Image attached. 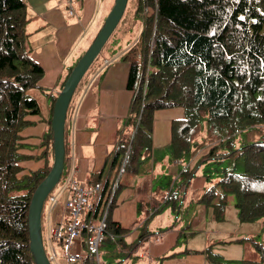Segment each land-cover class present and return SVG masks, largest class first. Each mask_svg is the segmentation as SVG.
Instances as JSON below:
<instances>
[{
    "label": "trees",
    "instance_id": "trees-1",
    "mask_svg": "<svg viewBox=\"0 0 264 264\" xmlns=\"http://www.w3.org/2000/svg\"><path fill=\"white\" fill-rule=\"evenodd\" d=\"M128 16L132 17L128 28L137 18L142 24L138 39L121 57L129 64L126 88L132 97L116 145L107 155L109 168L89 173L84 181L87 187L101 186L92 212L95 218L98 214L101 218L105 209L106 214L98 260L88 247L91 232L82 229L80 264H108L101 255L107 256L114 246L118 252L112 253L113 259L122 257L121 250L125 252L124 237L131 230L115 222L112 211L124 188L120 182L123 174H140L152 156L154 112L160 109H184V117L171 123L170 161L197 160L193 166H178L167 185L162 180L152 184L150 202L138 204L142 221L138 237L127 246L148 240L152 233L147 221L170 204L176 210L179 202L184 233L199 205L211 210L214 221H225L230 195L240 222L261 219L264 225V0H128L120 21ZM28 20L23 0H0V264H37L30 247L29 204L54 157L50 123L42 144L49 146L51 161L20 174V162L29 157L19 151L23 147L20 132L32 124L28 115L40 113L37 99L28 91L38 87L44 75L28 46ZM72 101L73 96L65 120L59 183L71 171L67 130ZM205 148L208 150L200 156ZM240 161L243 169L238 171ZM196 168H202L206 185L194 193L188 189L199 173ZM176 215L179 220L180 210ZM198 215L201 218L202 213ZM198 230H189L188 236ZM221 233L226 234V229ZM216 243L209 241L202 250L185 249L161 257L204 253L210 264H264L262 243L256 244L259 259L241 257L237 261H228L226 253L215 251Z\"/></svg>",
    "mask_w": 264,
    "mask_h": 264
},
{
    "label": "crops",
    "instance_id": "crops-1",
    "mask_svg": "<svg viewBox=\"0 0 264 264\" xmlns=\"http://www.w3.org/2000/svg\"><path fill=\"white\" fill-rule=\"evenodd\" d=\"M23 1L26 4L29 18L28 41L31 40V43H34L33 45L28 44V46L33 59L44 68V75L39 81L38 87L46 88L48 96L54 99L62 90L67 74L89 48L104 24L112 7V0ZM70 7L72 13H70ZM125 51L118 57L112 56V60H105L108 61V64L105 61L102 65L99 63L92 74L88 72L89 74L86 75L77 90V95L73 96L72 106L68 113L67 130L72 151L71 171L60 191L65 195L66 201L73 195L72 190L68 188V179L72 174L79 184L84 185L85 178L89 173L109 168L110 158L107 159V155L116 145L117 131L123 128L132 97V91L126 88L129 64L121 59ZM102 70L106 71L100 74ZM37 91L39 89L34 88V92L32 90L28 92L37 98ZM49 97L48 99L46 96L41 98L40 113L28 115L26 118L32 124L24 127L20 132L23 147L19 151L23 155L29 156L20 162L21 175L42 167L51 156L49 146L42 144V138L48 133L53 113L52 101ZM182 117H184L182 107L165 108L154 112L152 156L146 160L144 168L140 172H146V175L139 177L127 172L123 174L124 181H120L124 188L117 197L116 206L112 211V219L121 227L131 230L124 237L125 252L120 251L124 263L128 258L133 257L136 259L131 262L132 264H210L204 253H177L170 257H161L174 251L202 250L207 247L211 240L207 236L200 247L186 244L191 237L188 236L189 230L199 229L196 233L202 230L195 226V222L201 219L196 213L185 233L182 230L184 223L181 221L177 224V215L173 217L166 213L160 215L155 213L147 221V227L152 233L151 237L135 247L127 246L135 242L141 229L142 221L138 204L150 202L155 174L164 169V167L158 166L159 163L154 167L161 160L158 152L168 149L171 140V123L174 119ZM46 147V153H44L43 150ZM196 160H192L189 166H193ZM169 161L165 163V167L172 166L173 172L182 163L181 161L179 163L178 160L170 161V163ZM205 185V178L202 175L200 177L196 175L191 180L189 188L190 191L196 193L201 191ZM142 186L145 188L143 189ZM60 205L61 208L58 207L52 215L48 213L49 230L46 238L49 243L53 227L61 224L63 229L64 225L69 223L65 205ZM57 206H59L58 201L55 207L52 208L50 205V209L53 210ZM87 212L85 209L81 221L97 224L99 216L95 218V213L91 215ZM81 240L82 236L80 235L75 242V249ZM52 245L55 249L56 245L59 246L58 250L56 249V258L52 261L53 264H80V256H84L83 250L80 251L79 258L68 259L60 240L54 241ZM225 257L230 260L238 259L231 253ZM74 260H78L77 263H74Z\"/></svg>",
    "mask_w": 264,
    "mask_h": 264
},
{
    "label": "rangeland",
    "instance_id": "rangeland-1",
    "mask_svg": "<svg viewBox=\"0 0 264 264\" xmlns=\"http://www.w3.org/2000/svg\"><path fill=\"white\" fill-rule=\"evenodd\" d=\"M114 1L115 0H112V6L114 4ZM131 20H132V17L128 16L126 17L125 22L123 20L119 22V24L113 31L112 35L108 39V42L106 43L104 48L100 51L94 63L92 64L91 68L89 69L88 71L89 73L92 74L96 70L99 63L102 65L104 64L105 60H108V59L112 60V56L118 57L123 51H125L129 46H131L134 42H136V40L138 39L141 33L142 24H141V20L137 18L135 22L133 23V26L128 28V25ZM27 31H28V26H27ZM28 44L33 45L34 43L32 44L31 40H29ZM37 44H38V41L36 42V45ZM65 56L66 55L64 54V57ZM105 71L106 70H102L100 74H103ZM88 72L85 74L82 81L85 79L86 75L89 74ZM81 82L79 86L81 85ZM79 86L77 87L73 95L74 97L77 95L76 93H77ZM36 88L39 89V91L36 92L38 95L36 99L39 103V106H41L42 105L41 98L46 96V99H48L49 97L48 92L45 90L46 88L44 87L43 88L36 87ZM30 90L34 92V88H31ZM29 94L32 96L31 93ZM207 150L208 149L205 148L204 151L200 154V156L205 154ZM70 153H72V151H70ZM158 153L160 154L161 160L157 162L154 167H156L157 164L159 163L158 166L164 167V169L162 172H158L155 174L154 182H152V184H155V182H158V180H162L164 182L163 186H165L172 178L175 177L174 175L175 173L173 172L171 168L172 166L170 168L165 167L166 165L165 163L169 161V158L171 157L169 149L160 150ZM50 161H51V156L49 157V162ZM181 162L182 163L179 165L180 168H183L185 165L190 164L188 157H183L181 159ZM230 166H233V165H230ZM242 169H243L242 161H240L239 165L237 166V170L241 171ZM201 171H202V168H200L199 171H198V168H196V174L199 172L197 174V177L201 176L200 175ZM144 175H146V173L138 174L139 177H143ZM65 180H66V175L63 177L62 182L59 183L51 192V194L57 198L59 206H57L55 209L52 210L50 209V205H49L50 203L46 201L44 210H43L42 227H41L40 232H41V236H42V240L44 242L45 248H47L48 251L50 247L49 241H47V238H46V235L48 234V230H49L48 213H51L52 215L54 211L58 209V207L61 208L60 204L65 205V202H66V198L64 197L65 195H63V193L60 192ZM121 180L124 181V175L122 176ZM86 188L88 187L86 186ZM142 188L144 189L145 187L142 186ZM188 191H190V188L188 189ZM182 209H183V205L180 206V202H179L176 210L174 209L173 205L170 204L168 206H165L163 209H161V211L158 212L157 214L160 215L162 213H166L168 215H173V217H175L177 214V210H180L179 220L177 221V224H178L181 222L180 219L182 217L181 215ZM84 210L85 208L83 206L81 209V216H80L79 221H81L82 213L84 212ZM199 213H202L201 219L195 222V226L202 230L196 233L194 236H191L188 239V243H186L187 245L189 244V246H192V247L193 246L200 247L203 244L204 238L207 236L209 239L218 241V243H216L214 246L215 251L216 249H219L224 254L231 253L233 257H236L238 259H240L241 257L249 258V259H259L260 258V252L258 248H256V244L257 243L264 244V225L262 223V220L259 219L255 222H240L237 218V210L234 206V197L232 195H230L228 199L227 217L225 221L223 222L214 221L211 216V210L210 209L204 210L201 205H199L196 208V214L198 215ZM173 223H175V220H173ZM222 229H226L227 233L222 234L221 233ZM240 237H245L246 239L243 242L233 243V244L224 242V241L230 240L231 238H240ZM213 240H210V241H213ZM73 244L75 245V243ZM58 248L59 246L56 245L57 250ZM107 250H109V248H107ZM117 252H118L117 248L116 246H114L112 250L109 251V254H107V256L101 255V259L106 261L108 264H127V263L132 264L131 262H134V260L136 259L133 257L128 258L127 260L125 259L126 263H124L125 261L122 259V257L117 258V259H112V253L114 254ZM72 253L76 254V251L74 250L72 251ZM77 261L74 260V263H77ZM228 261H237V260H228Z\"/></svg>",
    "mask_w": 264,
    "mask_h": 264
},
{
    "label": "water",
    "instance_id": "water-1",
    "mask_svg": "<svg viewBox=\"0 0 264 264\" xmlns=\"http://www.w3.org/2000/svg\"><path fill=\"white\" fill-rule=\"evenodd\" d=\"M128 0H115L107 14L104 24L98 31L93 42L84 54L79 58L75 66L71 69L64 86L53 105L51 127L53 131V164L41 183L36 187L30 204L28 213L30 247L37 264H52L47 256L41 236L43 206L47 196L59 183L64 164V132L65 120L72 96L79 82L104 48L113 31L119 24Z\"/></svg>",
    "mask_w": 264,
    "mask_h": 264
},
{
    "label": "built area",
    "instance_id": "built-area-1",
    "mask_svg": "<svg viewBox=\"0 0 264 264\" xmlns=\"http://www.w3.org/2000/svg\"><path fill=\"white\" fill-rule=\"evenodd\" d=\"M70 13H72V8L70 7ZM108 64V61H105ZM68 188L72 190V198L67 199L65 202V210L67 211L69 217V223L65 224L63 229L61 224L55 225L51 231V239H50V247L48 251V258L52 262L56 258V249L52 245L54 241L62 242L63 249L65 251V256L68 259L79 258L81 248V241L79 246L75 249V245L73 243L76 242L78 236L81 235V231L85 228L91 234L88 237V247L91 252H93L95 259L98 260L99 258V243L102 238V233L104 229V222L103 217L106 214V209L101 212L103 216L100 218L99 214V221L97 224H92L89 222H82L79 221L81 216V209L84 208L88 211L87 214L93 215L92 212L95 208L96 201L99 198L101 193V186L95 187H88L86 188L85 185L79 184L78 181L73 177V174L68 179ZM48 202L50 203L51 207H55L57 204V198L50 194L47 196ZM100 214V215H101ZM62 230H64L62 232ZM80 239V238H79ZM77 251V254L72 253V251ZM83 255L80 256V258Z\"/></svg>",
    "mask_w": 264,
    "mask_h": 264
},
{
    "label": "snow or ice",
    "instance_id": "snow-or-ice-1",
    "mask_svg": "<svg viewBox=\"0 0 264 264\" xmlns=\"http://www.w3.org/2000/svg\"><path fill=\"white\" fill-rule=\"evenodd\" d=\"M241 19H242V17H241Z\"/></svg>",
    "mask_w": 264,
    "mask_h": 264
}]
</instances>
